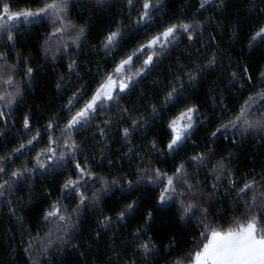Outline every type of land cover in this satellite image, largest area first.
<instances>
[{
    "label": "snow or ice",
    "instance_id": "obj_1",
    "mask_svg": "<svg viewBox=\"0 0 264 264\" xmlns=\"http://www.w3.org/2000/svg\"><path fill=\"white\" fill-rule=\"evenodd\" d=\"M80 4L112 13L97 43L92 25L72 18ZM181 5L164 14L165 0H0V214L6 208L20 230L24 264H52L67 251L78 264H264V164L244 169L236 160L248 140L264 142V62L254 70L243 50L234 58L213 34L235 19L230 31H243L250 56L264 46V0H241L239 19L229 17V0ZM38 25H47L38 54L26 55L19 36ZM185 41L195 57L158 71ZM92 56L101 60L85 67ZM45 66L58 72L61 103L36 112L27 97ZM212 74L203 101L187 94ZM151 76L164 79L140 99L154 98L129 107ZM57 175L56 188L37 189L38 178ZM145 190L151 203L138 196ZM114 198L119 208L107 206ZM36 199L33 232L25 210ZM171 209L179 238L154 232L156 213ZM89 217L93 243L81 236ZM8 250L17 256L15 238Z\"/></svg>",
    "mask_w": 264,
    "mask_h": 264
},
{
    "label": "trees",
    "instance_id": "obj_2",
    "mask_svg": "<svg viewBox=\"0 0 264 264\" xmlns=\"http://www.w3.org/2000/svg\"><path fill=\"white\" fill-rule=\"evenodd\" d=\"M26 0H21V3H25ZM191 2H195V0H191ZM165 4L167 7L164 10V14L168 12L178 11L181 8V0H165ZM241 0H229V17H236L237 19L246 16L247 14L244 12H237V9L240 8ZM73 19L79 20L80 23H90L92 25L89 32V40L90 44L97 43V37L99 33L106 29L110 24L109 17L112 13L107 10L104 13H88L87 5L80 4L77 5L73 10ZM83 16V19H80V16ZM161 13L156 14V18H160ZM228 19V17H225ZM234 26H239L236 23V20H233L231 25H228L227 28L223 30L217 29V31L213 34L217 35V43L221 45L222 48L227 49L230 46L233 51L231 55L234 58H238L241 51H244L245 55V63H250L252 68L255 70L256 66L264 62V46L256 49L251 53V55H247V41L244 39L243 31L238 34L236 37L232 35L230 29ZM247 28V25L244 26ZM47 30V25H38L32 28L23 29L19 39L21 43L18 44V48H20L26 55L31 54L36 56L38 54L39 43L43 39L39 33ZM187 41L180 46V48L176 49L175 52L171 55V57L164 62L162 66L158 69V71L166 72L170 65H172L178 59H187L194 58L196 53L193 51L192 54H188L186 52ZM85 56H91V48L90 46L85 49ZM102 56V54H101ZM83 58V57H81ZM93 59L92 65H86L85 67H94L95 62L97 60H101V57H91ZM43 58L39 57L33 62V66L40 64ZM225 64L227 61L224 62ZM219 68V66H218ZM63 71V69H59ZM58 74V72L54 73L50 66L42 67L40 74L37 76L36 80L33 83V88L35 89L31 94L27 97L28 104L32 106L36 112H40L44 110L45 105L50 107H59L61 101L56 99V88H55V80L54 75ZM162 76H151L148 78L144 84L137 87L135 92L127 101L129 107L139 106L141 104L150 102L154 97L151 95L145 96L143 100L140 99V94L144 92H151L153 90V82L156 80H163ZM216 80L215 74H212L205 78V80L197 85L195 88H189L187 94L194 96L197 100L203 101L205 98V93L208 91L209 86L213 84ZM218 95V93H217ZM229 103L233 101L229 100ZM210 103V101H208ZM26 109H19L17 115L25 111ZM207 111V109H205ZM43 123V120L40 121ZM162 133L161 127H156L153 129V136L160 135ZM90 134L87 132L81 133V137L89 136ZM200 133H197V136H194L193 139L198 140ZM151 139V137H149ZM236 151L231 147L223 149L224 152L227 151ZM236 160L239 162V166L247 169L250 168L253 164L259 167L261 164H264V142H258L257 140L250 139L246 143L242 145L239 150V155L236 157ZM60 180V176L57 175L55 178L47 177L37 179V189L43 188L45 186L49 188H56L58 186ZM19 195L25 196L26 193H19ZM138 196L145 201V204L151 203L152 194L147 190L138 193ZM37 197H39V192H37ZM107 206L109 208H119L123 203L122 201H118V198L109 199L106 201ZM39 208V199H36L33 203L32 209H26V223L33 228V232H35V210ZM142 210V209H141ZM175 209L161 211L156 213V221H155V229L154 232L157 235L160 232L175 230L177 237L183 235V232L179 228L178 219L173 217V212ZM134 223V221H133ZM94 227L95 222L90 217L85 219L83 222V232L81 236L87 243H93L94 237L89 239L87 233L89 231V227ZM9 229L12 231L10 232ZM46 231V229L44 230ZM20 230L16 227L15 220L11 219L8 215L7 209L5 208L3 213L0 214V264H24L26 257L23 256L22 252L19 249V241H20ZM81 236H78L77 239H80ZM13 238H15V243L17 245V256L12 257L11 253L8 250V246L13 243ZM165 242H167L165 240ZM108 241L105 240L101 246L97 249H94L92 252V256H96L100 253H103L106 249ZM56 256L58 259H54L52 264H78V257L72 251H67L64 253H57ZM91 259V257H90Z\"/></svg>",
    "mask_w": 264,
    "mask_h": 264
}]
</instances>
